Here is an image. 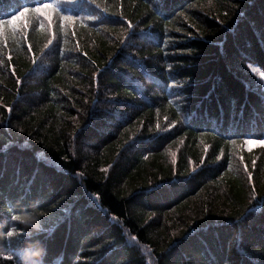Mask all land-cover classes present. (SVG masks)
<instances>
[{
  "label": "trees",
  "instance_id": "1",
  "mask_svg": "<svg viewBox=\"0 0 264 264\" xmlns=\"http://www.w3.org/2000/svg\"><path fill=\"white\" fill-rule=\"evenodd\" d=\"M0 21V264H264V0Z\"/></svg>",
  "mask_w": 264,
  "mask_h": 264
},
{
  "label": "rangeland",
  "instance_id": "2",
  "mask_svg": "<svg viewBox=\"0 0 264 264\" xmlns=\"http://www.w3.org/2000/svg\"><path fill=\"white\" fill-rule=\"evenodd\" d=\"M251 70L254 74L258 76V78L264 81V73L259 68H257L256 66H252ZM257 148H264V139H260V140L247 139L246 142L247 150H253Z\"/></svg>",
  "mask_w": 264,
  "mask_h": 264
},
{
  "label": "snow or ice",
  "instance_id": "3",
  "mask_svg": "<svg viewBox=\"0 0 264 264\" xmlns=\"http://www.w3.org/2000/svg\"><path fill=\"white\" fill-rule=\"evenodd\" d=\"M51 7H52V5L50 3H46V4H43L41 6H38L35 9V11L41 12V11H43L45 9H49ZM28 11H29V9L25 8L22 12L19 13V15H12L11 19L8 21V23H15L16 21L20 20L25 15V13H27ZM0 22H2V21H0Z\"/></svg>",
  "mask_w": 264,
  "mask_h": 264
}]
</instances>
